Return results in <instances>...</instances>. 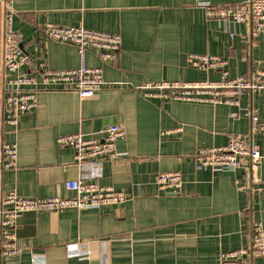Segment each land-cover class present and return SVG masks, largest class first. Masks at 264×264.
<instances>
[{"label":"crops","instance_id":"crops-1","mask_svg":"<svg viewBox=\"0 0 264 264\" xmlns=\"http://www.w3.org/2000/svg\"><path fill=\"white\" fill-rule=\"evenodd\" d=\"M235 6L247 0H210ZM199 0H13L14 28L34 62L51 70L81 66L76 45L47 38L46 23L116 33L122 45L105 63L88 50L87 67H101L107 86L90 98L55 91L38 94V106L17 126L0 119V145L16 142L18 165L4 172L0 195L27 199L76 194L66 182L80 177L74 151L57 138L84 133L101 137L112 125L126 132L119 157L103 165L101 186L124 192L122 204L87 210L25 213L16 222V256L0 264H219L223 252L250 244L255 225L264 227V131L251 133L249 114L223 104L165 102L141 89L158 82L220 81L221 73L189 65L190 55L227 61L232 77L264 68V30L251 36L248 21L208 17ZM243 108L264 125V91L245 93ZM243 137L259 146L250 173L198 168L199 149ZM178 171V193L161 191L160 173ZM249 264H264V257Z\"/></svg>","mask_w":264,"mask_h":264},{"label":"built area","instance_id":"built-area-1","mask_svg":"<svg viewBox=\"0 0 264 264\" xmlns=\"http://www.w3.org/2000/svg\"><path fill=\"white\" fill-rule=\"evenodd\" d=\"M207 15L213 19L248 21L251 36L258 37L264 30V0H247L235 6L214 5L210 0H199ZM15 11L13 0H0V119L17 126L20 118L34 111L41 92L65 91L75 93L80 100L92 97L107 86L101 67L86 66L88 50L99 53L105 63L116 61L122 45L119 34L86 29L84 27H60L46 23L44 35L54 41L76 45L81 66L71 70H51L45 61L34 62L23 48V35L14 28ZM193 68L215 69L221 73L220 81L158 82L141 89L146 97L165 102H188L223 104L237 109L231 113L251 116V133L264 131L258 116L243 108L240 98L245 93L264 91V68L248 76L232 77L227 61L213 55H195L188 58ZM126 132L118 125L108 127L101 137L84 133L63 135L57 138L60 147L74 151V160L80 169V177L68 181L65 187L76 194L75 198L48 197L27 199L16 192L0 195V255L19 254L15 232L18 217L23 213L62 211L66 209L87 210L125 202L127 195L111 187L101 186L103 165L107 160H116L117 145L124 140ZM261 159L258 145L243 137H234L225 146L199 149L195 156L197 167L212 168L226 173L244 169L246 173L257 167ZM18 165V145L3 142L0 145V181L4 172ZM161 191L178 193L183 186L181 172H164L156 178ZM264 257V227L255 225L248 246L235 251L223 252L219 264H249L251 258Z\"/></svg>","mask_w":264,"mask_h":264},{"label":"water","instance_id":"water-1","mask_svg":"<svg viewBox=\"0 0 264 264\" xmlns=\"http://www.w3.org/2000/svg\"><path fill=\"white\" fill-rule=\"evenodd\" d=\"M23 214H25V213H23ZM22 215V214H21Z\"/></svg>","mask_w":264,"mask_h":264}]
</instances>
